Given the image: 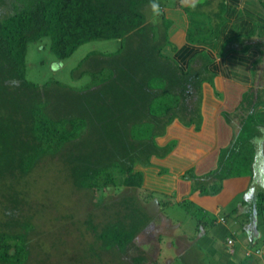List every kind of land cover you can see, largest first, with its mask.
<instances>
[{"label": "trees", "instance_id": "1", "mask_svg": "<svg viewBox=\"0 0 264 264\" xmlns=\"http://www.w3.org/2000/svg\"><path fill=\"white\" fill-rule=\"evenodd\" d=\"M164 2L0 0V264L29 263L31 235H45L37 220L45 208L56 207L52 197L71 203L78 196L99 212L87 214L94 235L83 252L89 264H108L102 252L125 254L151 221L144 210L151 196L143 200L140 194L121 195L116 200L108 193L121 187L142 189L138 168L150 166L152 157L162 158L172 147H159L156 138L175 119L186 125L199 122L201 86L210 75L207 55L197 53L182 63L165 49L168 36H158L155 23L148 21L152 4L160 8ZM43 39H48L57 64L92 41L121 44L114 52L86 55L72 76L90 81L75 88L55 79L43 84L27 79L28 44ZM245 103L238 109L245 116L240 117L237 137L221 153L217 181L202 183L199 189L219 190L223 181L244 174L252 162L254 148L244 158L242 147L257 135L258 103L250 98ZM47 164L60 173H43V193L51 206L34 198L38 169ZM256 207L264 209L262 195ZM133 247L136 264H148L146 255ZM223 251L227 263L237 260L228 247ZM77 262L85 263L82 258Z\"/></svg>", "mask_w": 264, "mask_h": 264}, {"label": "crops", "instance_id": "2", "mask_svg": "<svg viewBox=\"0 0 264 264\" xmlns=\"http://www.w3.org/2000/svg\"><path fill=\"white\" fill-rule=\"evenodd\" d=\"M177 1L180 6L166 10V18L175 26L168 31L165 49L173 51L171 54L182 63L197 53L207 55L211 76L201 86L199 122L186 125L175 119L165 134L156 138L159 147H172L164 157H152L150 166L138 168L143 172L141 190L149 197L189 202L209 221L211 214L214 226L206 245L213 257H218L217 244L222 242L223 233L232 231L238 236L233 247L237 260L229 258L231 264H264L260 258L246 259L242 255L246 249H264V209L257 210L256 202L247 196L249 210L248 203H241L243 195L258 183L256 171L264 155V139L255 142L254 158L245 170L250 173L228 178L219 190L204 191L198 184L203 179V184L217 181L214 173L221 168V153L233 143L240 129L238 121L245 113L238 109L248 98L258 103L254 114L257 135L252 143L264 137V0H222L220 13L215 12L211 24L185 14L184 9L193 7L198 0ZM190 26L199 40L187 33ZM236 199L239 203L234 202ZM152 201L159 200L152 197Z\"/></svg>", "mask_w": 264, "mask_h": 264}, {"label": "rangeland", "instance_id": "3", "mask_svg": "<svg viewBox=\"0 0 264 264\" xmlns=\"http://www.w3.org/2000/svg\"><path fill=\"white\" fill-rule=\"evenodd\" d=\"M221 4L222 0H198L196 5L184 9V11L186 15L201 17L204 21L211 24L215 17V12L218 11L220 13L218 7ZM163 5V7L158 9L150 7L151 10L149 9L148 15V21L152 24L155 23L154 30L158 36H162V39L164 33L168 36V31L175 26L173 21L166 18V10L170 8L175 9L180 4L177 0H166ZM215 31H217V28ZM188 32L190 37H196L193 34L194 29L191 26ZM205 35L204 38H206ZM120 44L121 42L118 40H98L86 43L78 48L70 58L61 62L59 61V65L57 64L58 60L49 49L48 39H43L40 43H29L27 47V79L38 84L55 79L75 88L86 87L90 81L89 77L84 76L74 79L72 70L78 67L79 63L89 53L114 52V50L119 48ZM240 120L241 118L238 121L239 125ZM261 139H264V137L255 139L253 143L250 141V144H246L248 147L243 146L242 150L246 152H242V156L246 158V155H249L248 151L253 152L252 149L255 148V142L261 141ZM261 150L262 147L258 152ZM261 160L260 166L258 167L259 170L256 171L259 176L258 183L255 186L253 185L254 187L249 193L243 195L244 197L241 201L244 205L248 203L247 206L245 205L248 210L250 208V202L245 203L247 201L245 199L246 196L253 198L252 203L258 201V196L261 197L262 195L264 198V155L261 157ZM52 164L56 165L55 163ZM48 167L51 166L47 164L45 167L38 169V177L36 178L37 181L34 190V195H36L34 198L39 201H47L51 206L49 199H46L47 195L43 193V181L45 179L43 173L47 171L46 175L52 174L53 177L60 173L53 169L55 167L44 170ZM250 172L251 170H249ZM214 174H217V172ZM205 180L203 179L198 184L201 186ZM45 187L48 188L49 186ZM138 194L141 195L143 200H146L148 197L142 190L137 191L122 187L108 193L110 198L116 200L121 195L136 196ZM152 197L154 200H159L161 204L152 201V199L146 200V202L144 201V210L151 217V221L148 222L147 226L133 242V245L138 246L140 251L146 255L148 264H152L155 260L158 264H182L181 259H184L185 264H231V262L227 263L228 257L223 251L225 248L223 245L224 233L222 235V242L217 244V251L220 253V257H213L211 250L206 245L207 235L209 232H213L212 227L214 226V217L211 214H208L209 221L207 217H203L205 215L202 216L199 214L195 206L189 202L183 201L178 203L175 199L164 198L165 196L160 197L154 195ZM71 198V203H60L57 198L52 197L50 200L56 204V207L51 206L45 208L46 211L44 210V214L40 213L41 219H38L37 222L45 235L41 234L39 236L36 232L31 235L30 244L32 245V250L28 264H37L41 259H46V264H78L77 259L79 258L84 260V264H89V259L84 258L83 252L84 248L94 241V235L88 228L86 220L89 215L88 213H94L97 209L95 210L90 203L86 204L78 199V196L73 195ZM234 202L239 203V200L236 199ZM259 204L261 205L262 201H259ZM98 205L97 207H99ZM101 207L98 208L100 211ZM98 214L99 212L95 213V215ZM229 214L234 215L230 211V208ZM231 215L230 217H232ZM2 219H4V212L0 206V220ZM228 233L232 234V231ZM236 234H234L235 239L238 236ZM133 245L123 255L118 253L111 255L108 252H102L103 260L108 264H136V257H134L136 248ZM187 251L190 252L187 253ZM46 256L49 257L47 258ZM94 262L96 263V261Z\"/></svg>", "mask_w": 264, "mask_h": 264}, {"label": "clouds", "instance_id": "4", "mask_svg": "<svg viewBox=\"0 0 264 264\" xmlns=\"http://www.w3.org/2000/svg\"><path fill=\"white\" fill-rule=\"evenodd\" d=\"M152 7H153V9H158L159 6H158V4L153 3L152 4ZM245 199H247V198H245ZM245 202L247 203L248 201H245ZM256 205H257V201L255 203V208L257 209ZM220 222L221 223H225L223 218L220 219ZM223 240H225L224 242H226L225 243L226 244L225 246L229 248V253L230 254H234L233 253V245L235 244V236H234V233H232V234L231 233H228V232L225 233ZM244 256H245L246 259H251L252 257L255 256L257 258H260V259L264 260V249L263 248L246 249L244 251Z\"/></svg>", "mask_w": 264, "mask_h": 264}]
</instances>
